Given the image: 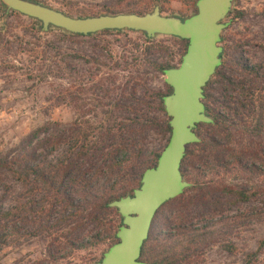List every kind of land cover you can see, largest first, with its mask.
Here are the masks:
<instances>
[{
  "label": "trees",
  "instance_id": "1",
  "mask_svg": "<svg viewBox=\"0 0 264 264\" xmlns=\"http://www.w3.org/2000/svg\"><path fill=\"white\" fill-rule=\"evenodd\" d=\"M0 9L4 17L1 3ZM119 14L130 13L103 15ZM242 15L235 12L233 16L239 19ZM33 22L41 32V23ZM52 30L58 29L48 28V32ZM110 32L123 31L102 33ZM139 34L147 43L155 40ZM171 39L181 44L184 54L187 42ZM71 56L91 61L81 55ZM225 56L222 49L221 66L204 88L205 109L213 123L197 126L195 132L201 142L187 146L181 162V174L191 187L157 211L141 248L142 262L199 264L209 244L231 254L235 247L222 243L221 237L235 235L237 227L260 218L259 210L227 215L223 207L226 199L234 205L264 200V61L251 64L239 56L226 66ZM172 62L155 61L150 66L163 76L164 70L176 67ZM170 91L165 85L164 93L149 91V96L139 99L131 88L124 105L115 103L101 119L95 115L96 122L79 124L77 136L58 157L49 159L52 153L48 152L38 159L23 153L0 160V173L6 172L22 188L13 197L0 179V249L13 241L43 239L49 257L55 260L73 252L98 251L107 243L108 248L114 245L121 219L108 204L131 196L143 172L155 166L166 146L170 127L161 99ZM140 105L156 108L161 119L138 115ZM156 131L165 135V143L161 150L146 153L143 134ZM128 134L133 139L124 146L122 140ZM87 228L89 235L82 237ZM263 248L264 238L256 251L245 255L243 264H256Z\"/></svg>",
  "mask_w": 264,
  "mask_h": 264
},
{
  "label": "rangeland",
  "instance_id": "2",
  "mask_svg": "<svg viewBox=\"0 0 264 264\" xmlns=\"http://www.w3.org/2000/svg\"><path fill=\"white\" fill-rule=\"evenodd\" d=\"M37 1L73 18L107 12L145 14L158 6L162 16L183 20L195 14L197 0ZM235 12L243 15L235 19ZM223 23L227 27L221 33L220 47L225 50L226 66L239 56L251 64L264 61V0H233L232 11ZM38 27L18 13L2 17L0 9V160L23 153L38 159L48 152L52 153L49 159L58 157L77 136L79 124L96 122L95 115L101 119L115 103L124 105L131 88L139 99L149 96V91L164 93V76L150 64L173 59L177 67L183 55V47L171 37L160 36L147 43L141 34L130 31L82 37L59 30L43 33ZM73 54L91 61L73 58ZM140 107L138 115L161 119L156 108ZM34 133L37 135L32 138ZM123 139L126 146L133 138L128 134ZM143 139L146 153H151L161 150L166 137L156 131L143 134ZM0 179L13 197L21 192V186L6 172L0 173ZM256 210L261 211L259 219L237 227L235 235L221 237L220 241L233 245L235 252L229 254L209 244L199 264H243L245 255L256 251L264 238V200L243 205L224 201L227 215ZM89 229L81 236L87 237ZM108 246L52 260L43 239L13 241L0 249V264H98ZM256 264H264V248Z\"/></svg>",
  "mask_w": 264,
  "mask_h": 264
},
{
  "label": "water",
  "instance_id": "3",
  "mask_svg": "<svg viewBox=\"0 0 264 264\" xmlns=\"http://www.w3.org/2000/svg\"><path fill=\"white\" fill-rule=\"evenodd\" d=\"M4 17L18 13L41 23V32L49 27L63 33L86 37L105 31L142 33L149 39L172 37L186 41V50L177 67L163 71L164 84L170 93L162 97L163 111L170 136L153 168L143 172L140 185L127 195L108 204L117 211L121 225L117 242L108 248L98 264H149L140 261L141 248L148 239L157 211L191 187L180 171L186 147L201 139L198 125H209L204 105V88L221 66L223 23L232 11L233 0H197L195 14L185 19L162 16L158 6L143 15L119 14L73 18L50 7L29 0H0Z\"/></svg>",
  "mask_w": 264,
  "mask_h": 264
}]
</instances>
